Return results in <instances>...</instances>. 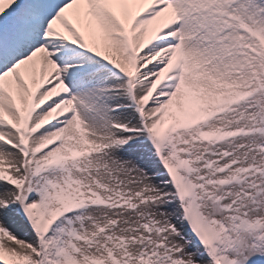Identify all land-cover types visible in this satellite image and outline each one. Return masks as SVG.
<instances>
[{"label": "rangeland", "instance_id": "obj_1", "mask_svg": "<svg viewBox=\"0 0 264 264\" xmlns=\"http://www.w3.org/2000/svg\"><path fill=\"white\" fill-rule=\"evenodd\" d=\"M217 14L225 29L220 64L206 76L201 72L198 84L182 91L176 90L175 81L164 84L147 108L149 129L132 104L137 120L106 118L111 131L106 138L71 132L63 120L39 140L19 132V144L13 148L6 131L10 123L27 122V112L20 113L18 106L20 115L0 112V153L11 151L17 157L10 161L0 154V264H29L27 255L39 260L40 233L54 213L70 207L76 210L63 218L56 258L48 264H159L163 258L216 264L214 252L220 249L228 252L225 261L264 264V0H223ZM116 15L128 22L127 9L112 15L118 25ZM165 24L158 21L141 38L136 35L137 44ZM66 25L61 29L70 34L71 25ZM48 26L39 30L45 32ZM213 26L207 21L203 28ZM21 45L37 47L32 42ZM162 48L152 47L142 62H154L163 55ZM52 49L61 53L56 62L66 64L68 50L60 40ZM27 55L13 58L1 71L18 67ZM102 55L120 63L111 50ZM130 62L124 67L127 72ZM21 67L15 71L24 79ZM164 70L161 64L152 73H141L135 80L141 89L132 101L143 103ZM86 85L88 80L79 87ZM66 88L70 84L55 83L50 92ZM70 104L54 102L33 118L32 129L69 111ZM109 112L116 114L105 115ZM204 133L211 139H204ZM25 137L29 144L23 142ZM52 140L57 142L46 146ZM156 148L171 171L159 162ZM185 186L192 194L180 199L176 189ZM189 217L198 223L206 219L215 242L206 244L189 227ZM46 257L38 263L47 264Z\"/></svg>", "mask_w": 264, "mask_h": 264}, {"label": "bare ground", "instance_id": "obj_2", "mask_svg": "<svg viewBox=\"0 0 264 264\" xmlns=\"http://www.w3.org/2000/svg\"><path fill=\"white\" fill-rule=\"evenodd\" d=\"M38 3L39 0H0V11L8 10L14 4L21 5L20 10L16 8L11 19H22L21 16L24 15L21 10ZM222 4L223 0H68L62 3V6L54 4L48 7L46 10L51 19L46 31L38 32V29L33 28L36 38L32 44L37 47L22 45V53L28 55L18 63V67L1 71L11 62L10 57L7 63H0V112L6 116H15L16 112L19 115L24 114L26 103L30 101L33 92L36 100L44 93L49 94L45 98L53 96L42 109L36 107L35 112L28 109L34 116L59 100L70 101V109L54 114L57 118L46 124L41 132L32 131L26 122L15 125L10 123V129L6 131L10 146H18L19 131L30 132L35 140H39L41 134L48 132L63 120L71 132L81 130L90 139L111 135V131L106 127L109 117H119L126 122L137 120L138 115L136 117L131 106L132 95L141 88L139 82L133 79L129 81L131 71L128 73L124 67L128 64L130 53L121 34V27L112 20V15L114 17L115 14L125 13V9L128 12L129 7L137 13L145 8L131 30V44H137L136 35L141 38L156 22L164 20L168 25L146 51L138 54V57L143 59L146 52L155 45H162V50H165L163 55H159L144 69V72L148 70V73H152L156 67L164 64L163 72H168L166 81L177 82L176 90L182 91L185 87L197 85L201 72L206 76L220 64L219 42L225 29H222L221 24L224 21L217 11L222 8ZM202 5L204 8L201 11ZM81 19L85 21L86 38L90 40L91 49L83 46L80 38L72 34L71 26L70 34L68 30L64 35L60 33L61 26L67 27L66 21L69 23V20H78L81 23ZM207 21L213 22L215 26L203 28ZM20 28L29 29L23 24ZM57 40L68 50L66 64L60 65L56 62L61 53L53 51L52 44ZM105 50H111L120 63L108 62L102 55ZM176 50L180 52V57H176ZM173 51L175 54H172ZM138 63L141 68L142 61L139 62L138 59ZM21 65L24 79L15 71ZM24 80L31 86L29 91L26 90ZM86 80L88 85L80 88L81 83ZM59 82L70 84L65 96H55L50 92V87ZM128 104L130 106L124 108V105ZM17 106L22 112H18ZM106 111H116V114L109 112V115H105ZM1 155L8 157L10 161L17 158L16 153L11 151H5Z\"/></svg>", "mask_w": 264, "mask_h": 264}, {"label": "trees", "instance_id": "obj_3", "mask_svg": "<svg viewBox=\"0 0 264 264\" xmlns=\"http://www.w3.org/2000/svg\"><path fill=\"white\" fill-rule=\"evenodd\" d=\"M50 237H51V235H50L47 239H49ZM48 245H49V244H48ZM47 249H48V250H45V249H42V250H41V257H42V256H45V253H48V251L51 252L50 255H52L53 250H51V247H49V248H47ZM41 257L39 258V260L36 259L34 262L31 261V260H29V259H28V260L26 259V260L29 262V264H39L38 262H42V258H41ZM26 258H28V257H26ZM173 264H179V263H173Z\"/></svg>", "mask_w": 264, "mask_h": 264}]
</instances>
